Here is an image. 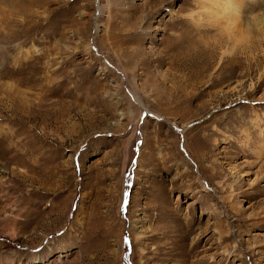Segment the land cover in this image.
I'll return each instance as SVG.
<instances>
[{"label": "rangeland", "instance_id": "374dc122", "mask_svg": "<svg viewBox=\"0 0 264 264\" xmlns=\"http://www.w3.org/2000/svg\"><path fill=\"white\" fill-rule=\"evenodd\" d=\"M236 1L0 0V264H264V0Z\"/></svg>", "mask_w": 264, "mask_h": 264}, {"label": "bare ground", "instance_id": "6f19581e", "mask_svg": "<svg viewBox=\"0 0 264 264\" xmlns=\"http://www.w3.org/2000/svg\"><path fill=\"white\" fill-rule=\"evenodd\" d=\"M12 2L14 0H11ZM28 1V0H27ZM205 1H208V2H212V6H217V9H219L220 11H222L225 16L227 18H230V15L232 14V10L230 9L232 5H236L237 4V1L236 0H224V6H222V1L223 0H205ZM18 3V2H17ZM14 5V4H13ZM205 6V5H204ZM14 7V6H13ZM99 8V12L102 11V6L98 7ZM205 10L206 11H209V9L207 7H205ZM7 13V12H6ZM27 13V12H26ZM5 14V13H4ZM216 15V17L213 20V23L214 24H218L219 23V16L214 13ZM233 17L234 18H238L239 15L238 14H233ZM188 18L191 20V22L194 24V25H197L199 26L200 25V22L202 21V18L201 16L198 14V13H195V12H191L189 15H188ZM253 24L257 25L258 23H264V17L262 19L258 18V17H255L253 18ZM257 23V24H256ZM200 27V26H199ZM136 100L142 105V107L145 109V110H148V105L146 104V102L142 99L141 96H136ZM138 237V236H137ZM141 237V235H140ZM144 250V249H143ZM37 259V257H35ZM40 259H43L42 256H39Z\"/></svg>", "mask_w": 264, "mask_h": 264}, {"label": "snow or ice", "instance_id": "6c2138e0", "mask_svg": "<svg viewBox=\"0 0 264 264\" xmlns=\"http://www.w3.org/2000/svg\"><path fill=\"white\" fill-rule=\"evenodd\" d=\"M125 203H127V200L125 201ZM125 243H128V238L125 237Z\"/></svg>", "mask_w": 264, "mask_h": 264}]
</instances>
